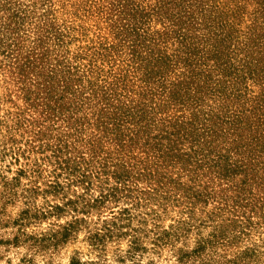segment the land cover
Masks as SVG:
<instances>
[{"label":"trees","instance_id":"trees-1","mask_svg":"<svg viewBox=\"0 0 264 264\" xmlns=\"http://www.w3.org/2000/svg\"><path fill=\"white\" fill-rule=\"evenodd\" d=\"M211 1L158 0L153 13H146L134 2L110 0L115 31L126 32L122 42H133L129 64L144 83L138 92L129 90L123 74L104 77L100 65L83 71L88 81L84 90L83 78L74 70L49 73L47 66L54 63L42 50L36 55L19 50L13 75L36 83L37 93L25 92L28 103L42 107V116L60 112L67 131H73L56 142L53 153L57 157L77 146L79 152L59 156L56 168L89 185L100 182L97 202L156 199L183 202L193 210L197 202L212 199L220 209L226 205L232 214L245 217L239 218L244 232L255 217L264 220V0H256L258 16L242 46L226 44L237 41L229 30L240 6L231 18L222 17L207 6L216 5ZM156 12L164 19L166 38L179 44L173 53L156 46L166 40L149 46L140 38L138 24ZM132 31L137 36L127 39ZM216 37V46H206V38ZM178 67L180 74L170 80ZM250 80L259 81L260 91L249 99L245 88ZM89 130L87 137L80 134Z\"/></svg>","mask_w":264,"mask_h":264},{"label":"rangeland","instance_id":"rangeland-1","mask_svg":"<svg viewBox=\"0 0 264 264\" xmlns=\"http://www.w3.org/2000/svg\"><path fill=\"white\" fill-rule=\"evenodd\" d=\"M130 1L146 13L158 4ZM211 3L216 5L207 6L217 8L222 17L240 6L237 18L230 15L229 33L237 41L226 44L242 46L258 16L257 1ZM109 4L110 0H0V264H264V220L253 216L251 229L242 232L246 225L239 218L245 217L232 214L226 205L220 209L212 199L197 202L193 210L183 202L156 199L97 202L100 182L89 185L57 170L58 157L78 153L79 146L54 156L56 142L73 131H67L60 112L42 116V107L27 102L25 92L32 96L38 90L31 78L23 83L13 75L15 56L19 50L27 55L47 52L54 63L47 66L49 73L74 70L83 78L84 90L88 81L83 71L100 65L104 77L123 74L129 90L140 91L144 83L129 64L133 42H122L126 32L115 31ZM157 14L130 26L140 27V38L149 46L166 40L156 46H167V53H173L179 44L174 37L166 38L164 19ZM130 36L127 39L137 34ZM217 38H206V46H216ZM180 70L174 68L169 79ZM253 81L245 88L249 99L260 91L259 81ZM85 133L90 130L80 134L87 137ZM78 138L81 145L82 137ZM114 184L112 179L109 185Z\"/></svg>","mask_w":264,"mask_h":264}]
</instances>
